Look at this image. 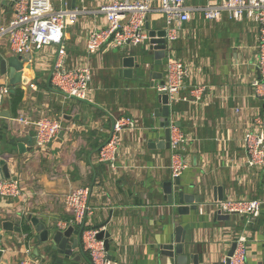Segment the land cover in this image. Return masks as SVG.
Segmentation results:
<instances>
[{
	"label": "crops",
	"instance_id": "crops-1",
	"mask_svg": "<svg viewBox=\"0 0 264 264\" xmlns=\"http://www.w3.org/2000/svg\"><path fill=\"white\" fill-rule=\"evenodd\" d=\"M59 1L52 0L54 9L61 6ZM65 1L66 6L89 11L112 0ZM209 1L185 0L193 12L173 43L175 54L191 66L180 99L170 106L175 132L184 137L176 157L186 165L175 177L180 190L199 195L196 210L178 212L177 193H172L169 204L163 192V183L172 181L174 185L175 177L171 148L152 144L164 136L160 117L154 115V109L160 106L159 92L146 98L143 88L124 87L120 81L123 78L139 83L120 73L122 58L138 53L103 49L88 55V31L94 25H104L105 19L102 14L85 13L67 29L65 65L72 68L87 58L92 73V103L67 98L49 83L48 69L54 56L51 46L30 55L32 66L26 83L11 85L8 66L5 74L0 69V85L6 84L9 90L0 112L10 113V117L0 116V157L8 163V180L17 181L21 187V196L0 197V222L30 224V215L47 225H57L72 217L63 203L66 193L88 185L92 188L93 214L86 219V227L98 229L110 218L102 227L110 234V258L118 264H174L160 253V247L169 243L177 226L184 232L182 253L198 255L199 264H223L238 234L247 239L245 264H264V205L256 218L231 214L229 219L218 221L213 209L202 204L214 199L215 187L222 188L223 198L262 197L264 183V167L247 164L242 142L244 133L264 109V101L251 87L257 76V30L249 21L237 22L225 15L219 20H205L198 10ZM0 15L8 23L13 15L11 0H0ZM163 25L162 13L154 9L148 17L149 29L160 30ZM12 56L18 55L5 40L0 41V61ZM154 69L162 73L159 66ZM17 86L23 96L12 116L10 87ZM140 98L146 100L143 105ZM40 113L62 121L61 133L45 153L34 148V126L17 120L20 116L35 120ZM120 116H132L136 126L121 132L113 170L98 160V150L108 138L112 120ZM20 137L28 141L23 153L17 148ZM0 234L6 250L0 255V264H19L25 249L48 264L41 261L44 245L35 238L29 242L20 238L18 243V233L0 228ZM79 240L82 245L81 237ZM35 248L38 255L34 256ZM73 254L80 257L73 264H91L83 245L76 246Z\"/></svg>",
	"mask_w": 264,
	"mask_h": 264
},
{
	"label": "built area",
	"instance_id": "built-area-1",
	"mask_svg": "<svg viewBox=\"0 0 264 264\" xmlns=\"http://www.w3.org/2000/svg\"><path fill=\"white\" fill-rule=\"evenodd\" d=\"M61 6L54 9L52 0H11L13 15L8 23L0 15V41L5 40L9 49L16 55L32 54L46 47L54 48V56L49 66V83L67 98L92 103L91 79L92 73L87 58L76 66L68 68L65 65L67 57L66 32L74 26L85 13L102 14L104 25H94L86 36L85 52L95 54L103 49H122L149 45L150 36L145 25L154 9L163 15L165 30L164 57L165 74L162 73V83L156 84L159 93L167 96L169 107L180 99V91L185 88L190 79V65L175 54L173 43L179 38L183 24L191 19L193 12L185 0H112L100 5L95 10L68 8L65 0H60ZM205 20H219L223 15L233 21H249L257 30V76L252 80L251 87L254 95L264 101V0H212L198 10ZM162 58V61H163ZM9 93L6 84L0 85V107ZM186 99L185 97L183 98ZM23 125H33L34 148L45 153L49 144L62 131V121L59 118L40 113L35 120L20 116L17 119ZM136 123L132 116H120L112 120L111 129L105 143L98 150V160L108 163L116 169V153L123 130L135 129ZM170 131L169 146L173 152L172 175L178 176L186 167L179 160L176 151L183 144L184 137L175 132L176 127L168 121ZM243 147L249 166L264 167V109L261 115L254 118V123L243 135ZM91 186L84 185L66 193L63 203L72 213V217L59 221L57 227L66 229L69 226L82 228L81 241L83 249L88 251L91 264H118L116 259L109 257L103 240L96 238L98 229L86 227V219L93 214L90 204ZM21 196V187L17 181L0 179V197ZM264 205L263 196L258 198L231 199L223 198L215 202V210L221 214H240L250 218L260 215ZM86 227V228H85ZM3 235L0 234V255L6 250L3 246ZM235 248L231 256H224L223 264L229 259V264H245L246 235L238 234L233 241ZM19 264H41L40 260L32 257L28 249ZM170 262L168 261L167 264Z\"/></svg>",
	"mask_w": 264,
	"mask_h": 264
},
{
	"label": "water",
	"instance_id": "water-1",
	"mask_svg": "<svg viewBox=\"0 0 264 264\" xmlns=\"http://www.w3.org/2000/svg\"><path fill=\"white\" fill-rule=\"evenodd\" d=\"M67 7L71 8L68 4ZM145 27L148 30V34L150 36L148 47L142 54L123 57L121 60L122 71L120 73H122L124 77L132 79L134 78L136 80L140 78V76L145 77L149 81V85L152 87L154 85V81L156 80H159V83L163 82L162 73L158 70H155L154 68L162 65V58L164 57L165 49V30L149 29L148 22L146 23ZM30 58V54H23L8 57L7 59L0 61V69L2 74L6 73V67L8 66V78L11 85H16L20 82H28L30 77L28 71L32 66ZM24 62H26L25 67H23ZM146 66H148V68H146ZM157 101L160 106L154 109V115L156 117H160V125L164 128V136L160 141L152 144H156L157 147L161 148H169L170 131L168 128V121L170 118V107L167 103V96L165 94L159 93ZM0 116L10 117V113L7 110H3L0 112ZM26 143H28L26 137H20L17 139V148L19 153H23L25 151L24 146ZM31 148L32 144L28 150ZM9 178L11 177L9 174L8 163L5 159L0 157V179ZM173 179L174 185L172 181L163 183V192L166 195L168 203H172V193L176 192L177 200L180 204L177 207L178 212L187 213L188 210H196L197 204L200 202L199 195H190L184 193L183 190L179 189L178 177ZM213 197L214 199L211 202L203 201L202 204L205 206H210L213 209V214L215 215L216 220L222 221L229 219V214H221L219 211L214 209L215 202L221 201L223 199L221 187H215V189H213ZM27 218L31 224L30 226V224L25 223L31 229V237L27 241V234L24 233L22 228L23 224L15 225L12 221L4 220L0 222V228L4 231L18 233L19 238H16L18 243L21 242L20 238H24L25 242H29V240H34L35 238L40 244L44 245V253L40 255L42 262H47L48 264H73L74 261L80 260L79 256L73 254V251L76 246L82 247L79 240L81 235L80 230H82V228L78 230L73 226H69L66 229H60L56 225H47L36 217L29 215ZM109 219L110 218H108L106 222H104L102 225H99L97 228H101L102 226L106 225L109 222ZM32 228L34 232L32 231ZM183 233V229L180 226H177L175 228V234L169 243L163 244L160 247V253L171 258L170 260L174 264H188V262H192V264H199L198 255L191 254L187 256L182 253V244L184 243ZM73 235H76V237L72 238ZM109 236L110 234L106 230H101L96 235L97 239L103 240L105 249L107 251L109 250L110 244ZM234 248L235 243L232 242L227 256L232 255ZM35 255H38L37 248L34 249V256ZM225 264H229V259L226 260Z\"/></svg>",
	"mask_w": 264,
	"mask_h": 264
},
{
	"label": "rangeland",
	"instance_id": "rangeland-1",
	"mask_svg": "<svg viewBox=\"0 0 264 264\" xmlns=\"http://www.w3.org/2000/svg\"><path fill=\"white\" fill-rule=\"evenodd\" d=\"M119 50L122 53H128V52L130 53V51H131L132 53H136L137 52L138 54H142V53L145 52L144 51L145 50V46H144V44H140V45H138L136 47L129 46V47H125V48H122V49H119ZM165 62H166V58H163L162 65L159 66V68H160V70L162 71L163 74H165ZM120 81H121V83H122V85L124 87L127 86V85H129V86L131 85V86H134L136 89L143 88V90H144L143 92L146 94V98H147V96L149 97V96H151L153 94H154L153 96L156 95V92H157L156 84H157V82H155L153 87H150L149 86V81L145 77H141L140 76V78L137 79V81L139 82L138 84L136 82H134V80H132V83H131V80H124L123 78ZM144 84H147L148 86H145ZM145 101L146 100L144 98H140V105H143V102L145 103ZM232 217H234V215ZM23 256H25V255H23Z\"/></svg>",
	"mask_w": 264,
	"mask_h": 264
},
{
	"label": "trees",
	"instance_id": "trees-1",
	"mask_svg": "<svg viewBox=\"0 0 264 264\" xmlns=\"http://www.w3.org/2000/svg\"><path fill=\"white\" fill-rule=\"evenodd\" d=\"M173 47H174V45H173ZM178 58H180V57H178ZM10 90H11V96H10V106L9 107H10L12 116H15L16 111L19 108V105L22 101L23 91L19 86L10 87ZM106 140H107V138H106ZM22 228H23L24 233L27 234V236H26V241H27L31 237V229L26 224H23Z\"/></svg>",
	"mask_w": 264,
	"mask_h": 264
},
{
	"label": "flooded vegetation",
	"instance_id": "flooded-vegetation-1",
	"mask_svg": "<svg viewBox=\"0 0 264 264\" xmlns=\"http://www.w3.org/2000/svg\"><path fill=\"white\" fill-rule=\"evenodd\" d=\"M78 230H80V228L79 227H76ZM81 231V230H80ZM81 233V232H80ZM81 236V235H80Z\"/></svg>",
	"mask_w": 264,
	"mask_h": 264
}]
</instances>
